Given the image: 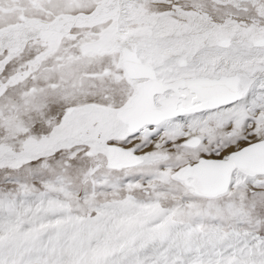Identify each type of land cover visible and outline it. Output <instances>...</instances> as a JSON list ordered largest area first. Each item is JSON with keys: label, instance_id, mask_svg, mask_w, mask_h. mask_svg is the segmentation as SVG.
Masks as SVG:
<instances>
[{"label": "snow or ice", "instance_id": "obj_1", "mask_svg": "<svg viewBox=\"0 0 264 264\" xmlns=\"http://www.w3.org/2000/svg\"><path fill=\"white\" fill-rule=\"evenodd\" d=\"M0 264H264V0H0Z\"/></svg>", "mask_w": 264, "mask_h": 264}]
</instances>
